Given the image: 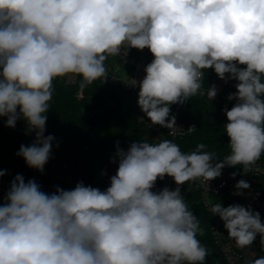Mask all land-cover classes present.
I'll return each instance as SVG.
<instances>
[{"label":"clouds","instance_id":"obj_1","mask_svg":"<svg viewBox=\"0 0 264 264\" xmlns=\"http://www.w3.org/2000/svg\"><path fill=\"white\" fill-rule=\"evenodd\" d=\"M124 46L154 57L138 93L153 125L176 129L170 105L199 93L202 70L237 81L228 96L237 103L224 110L231 154L215 162L203 143L184 153L169 139L126 152L117 142L118 169L104 191L81 181L47 194L18 174L0 205V264H204L203 229L179 186L199 178L208 186L225 166L246 173L264 154V0H0V117L9 128L22 118L35 132L17 153L28 167L43 172L50 158L54 137L44 132L53 81L79 76L83 89L103 80L105 60ZM165 175L177 187L152 191ZM235 187L239 195L250 185L241 179ZM211 211L238 247L257 234L264 246L259 212L220 203ZM248 264H264V256Z\"/></svg>","mask_w":264,"mask_h":264},{"label":"trees","instance_id":"obj_2","mask_svg":"<svg viewBox=\"0 0 264 264\" xmlns=\"http://www.w3.org/2000/svg\"><path fill=\"white\" fill-rule=\"evenodd\" d=\"M240 67H245L240 65ZM2 71V69H0ZM206 78H213L214 69H204ZM234 82H237L233 80ZM81 77L69 82L66 77L53 81L54 93L50 101L44 136H53L51 154L44 166L43 172L27 166L25 160L17 153L21 145L30 146L35 141V132H29L24 119H18L14 128L6 126L7 117H0V171L1 177L11 185L19 174L25 182L34 180L43 192L52 194L56 188L71 190L78 182L86 186L106 190L110 185L103 181L99 173L102 164L116 158L117 142L119 148L125 152L132 143L154 141V133L147 124L138 119L132 111L121 112L117 108L123 92L119 88L104 86L96 80L83 88L84 98L79 100L77 93L80 89ZM227 104L210 103L198 94L187 99V107L181 114V120L187 130L195 126L194 132L186 131L185 138L180 142V149L184 153L195 150L196 145L203 143L204 151L215 153L216 161L231 154L230 138L224 130L227 121L225 109L231 110ZM19 110V109H18ZM115 124V128H113ZM118 159V158H117ZM243 165L225 166L221 176L225 177L229 186H235L245 177ZM264 169V158L262 161ZM232 173H236L235 177ZM157 179L155 186L160 184ZM154 186V187H155ZM154 189V188H153ZM181 195L193 214L199 219L203 235L197 234L201 245L206 247L209 255L204 264H227L217 249L211 235L212 221L203 204L200 191L180 187ZM257 192L264 196V173L260 178ZM215 203L223 207L241 204L227 196L213 197ZM259 212L261 222L264 217ZM260 234L256 235L254 244L258 247L260 257L264 256V246L261 245Z\"/></svg>","mask_w":264,"mask_h":264},{"label":"built area","instance_id":"obj_3","mask_svg":"<svg viewBox=\"0 0 264 264\" xmlns=\"http://www.w3.org/2000/svg\"><path fill=\"white\" fill-rule=\"evenodd\" d=\"M154 59L148 48L143 50H138L136 48H129L127 50L126 46L122 47L119 55L109 56L105 60V67L107 75L103 80H98L104 86L119 88L123 93L128 95L138 97L139 82L146 75L145 68ZM203 72V78L201 81V89L198 95L210 103L216 104H227L233 107L237 101L236 99L229 100L228 96L237 91L232 79L221 80L217 74L213 78H206L205 72ZM229 74H225L226 78ZM78 76L76 77L77 80ZM135 80L137 86H132L131 81ZM211 88H215L216 96L212 99L209 98L208 92ZM82 92L83 89L80 88ZM82 95V93H80ZM187 107V100L183 103H176L170 105V116L175 117V130L163 127L161 125H153L147 118L146 114L142 112L139 115V120L145 122L147 126L154 133V141L158 142L162 139H169L177 143L180 147V142L186 136V130L181 120V114ZM174 131L175 134H171ZM264 154L255 161L254 164L248 166L249 171L245 173V180L250 187L247 189L240 190L241 194H237V189L235 186H229L227 180L223 176H219L211 181H208V186L202 181V178L197 180L187 181L184 185L189 188L200 191L203 195V204L206 208L210 219L212 221L211 235L214 243L221 253L223 259L227 264H248L249 261L260 257V252L258 247L252 243L250 246L245 248H240L236 245L235 241L228 236L227 229L224 228V223L218 215H215L211 211V206L215 205L213 197H223L227 196L229 198L239 201L244 206L250 207L253 211L262 210L264 212V196H261L257 192V188L260 184V178L264 173L262 167V161ZM3 181V180H2ZM7 187V193L10 189L9 183L3 181ZM174 179L170 176L165 175L160 184H158L154 192H159L160 190L167 187L170 190H174L176 187ZM180 185L179 187H182ZM7 195V194H6ZM264 223V217L262 220Z\"/></svg>","mask_w":264,"mask_h":264},{"label":"rangeland","instance_id":"obj_4","mask_svg":"<svg viewBox=\"0 0 264 264\" xmlns=\"http://www.w3.org/2000/svg\"><path fill=\"white\" fill-rule=\"evenodd\" d=\"M76 77L77 76L69 75L66 78L69 82H74L76 80ZM80 93H82V95H80ZM76 96L79 100H82L84 98V90L81 92L79 89ZM119 96H121V100H120V103L117 105V108L122 110L121 111V112H123L122 114L128 113V111H132L134 114L137 115V117L139 119V115L143 111L141 110V108L138 105V97H134V96L128 95L126 93L120 94ZM113 128H115V124H114ZM114 158L115 157H113L112 159H114ZM115 159L118 160L117 158H115ZM103 173H105V172H103ZM101 177H102L103 181H105V182H107L109 180L108 176H106V173L103 174ZM161 181H162V179L160 180V182ZM155 187H154V189H155ZM154 189H152V191H154ZM6 194H7V187L0 177V205L6 203V201H5Z\"/></svg>","mask_w":264,"mask_h":264},{"label":"water","instance_id":"obj_5","mask_svg":"<svg viewBox=\"0 0 264 264\" xmlns=\"http://www.w3.org/2000/svg\"><path fill=\"white\" fill-rule=\"evenodd\" d=\"M112 161H113V159H111L107 163L102 164L100 166V168H99V173L102 172V170L104 168H106L107 170H111L112 176L115 175L116 172H117V169H118V163H119V161L118 160H116V162H112ZM108 184L110 185V180L108 181Z\"/></svg>","mask_w":264,"mask_h":264},{"label":"crops","instance_id":"obj_6","mask_svg":"<svg viewBox=\"0 0 264 264\" xmlns=\"http://www.w3.org/2000/svg\"><path fill=\"white\" fill-rule=\"evenodd\" d=\"M103 172L106 173V176H108V179L110 180V177L112 176V172H111V170H107L106 168H104V169L102 170V172H100V176H102V173H103ZM109 180H108V181H109ZM108 181H107V182H108ZM176 187H177V186H176ZM176 187H175V188H176ZM5 201H6V200H5ZM243 206H244V205H243ZM244 207H245L246 209L249 208V207H247V206H244Z\"/></svg>","mask_w":264,"mask_h":264}]
</instances>
